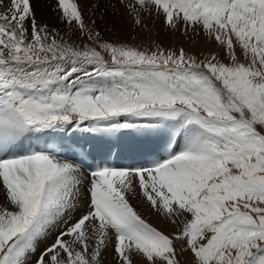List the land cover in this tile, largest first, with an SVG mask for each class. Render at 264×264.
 <instances>
[{"label":"rangeland","instance_id":"obj_1","mask_svg":"<svg viewBox=\"0 0 264 264\" xmlns=\"http://www.w3.org/2000/svg\"><path fill=\"white\" fill-rule=\"evenodd\" d=\"M30 1L34 3V0ZM30 1L23 0L20 4L14 0L11 6L19 4L17 8L22 7L25 12ZM78 1L81 5V0ZM78 1L69 0L68 4L67 0H40L36 6L39 16L35 12L23 14L16 17L18 21H12L11 27L18 25L20 36L38 40V45H27L34 56L24 50L21 58L27 60L21 61L56 56L60 69L63 64L72 69L75 74L69 72L71 77L67 78L72 81L76 77L85 89L77 90L72 86L61 99L65 105L72 99L73 103L87 105L91 102L87 88H104L102 82L106 78L103 76L117 71L113 75L119 80L120 90L129 94L120 95L119 91L114 96L108 95L93 108L95 117L103 115L113 119L127 111L147 119H187L197 127L201 137L202 134L206 137L205 145L219 155L220 163L230 165L232 181L222 194L226 210L220 219L212 217L209 226H202L198 238L184 234L186 241L182 239L189 247L192 243L200 246L203 239L214 235L217 244L206 245L203 253H176V258L180 264H245L264 242V0H166L162 10L152 0H83L79 16L73 14V11L78 12ZM0 2L4 3L3 0ZM53 36L58 37L60 45L55 44ZM86 36L92 44L77 45L80 48L77 51L71 48L75 43L70 41L83 40L82 43ZM21 41L25 43L23 38ZM203 42L206 44L202 48ZM73 51L75 54L81 51V56L73 59L59 56ZM72 60L74 65L70 64ZM84 63H89L93 72ZM155 64L175 68L166 67L165 72L160 70L162 67H154ZM218 88L234 97L236 108L229 110L226 107ZM104 96L103 93L100 97ZM245 116L252 125L242 119ZM136 121L127 125L140 124ZM164 129L168 131L166 126ZM110 138L107 139L109 143L115 139ZM138 143L142 149H136L152 154L163 149L146 140ZM128 144L126 140V146ZM134 157L135 153L131 159L136 160L137 156ZM128 164L132 165V162ZM219 167L223 168L222 165ZM123 196L124 192L121 198ZM73 197L57 202L58 207L68 208L69 217L63 211L57 217L62 221L57 220L58 228L52 235L57 241L42 249L37 256L40 263L45 262L46 253H59V249L65 247L70 264H86L80 260L84 249L95 255L96 250L81 239L85 233L90 242H95L90 236L95 233V223L89 220L87 223L91 224L83 227L84 220L93 214L89 210L83 217L82 213L72 214L83 210ZM86 200L90 205V196ZM125 200L128 201L126 197ZM52 208L47 214L53 220ZM37 217L38 214L34 220ZM80 219H83L82 224L77 227ZM15 225L0 227V264H22L15 253L17 246L22 242L37 245L39 233L35 226L28 229L27 223L15 222ZM112 228L117 236L118 229L126 231L125 227L116 224H112ZM112 254L115 253H109ZM56 264L67 263L59 258ZM88 264L98 263L95 260ZM256 264H264V255Z\"/></svg>","mask_w":264,"mask_h":264},{"label":"bare ground","instance_id":"obj_2","mask_svg":"<svg viewBox=\"0 0 264 264\" xmlns=\"http://www.w3.org/2000/svg\"><path fill=\"white\" fill-rule=\"evenodd\" d=\"M3 1L4 3L0 2V56L5 57L9 63L7 66L0 67V75H11V77L8 80L0 78V83L15 80L16 83L12 88L21 86L27 94V101L23 103V107L33 119L41 122L40 132L49 131V134L40 133L35 140H27L15 151L10 152L9 156L0 163V227L14 226L15 222L27 223L28 229L33 225L39 233L37 245L22 242L17 246L15 253L18 260L22 264H56L60 258L70 264V255L65 253L66 247L63 250L59 249V253L58 251L46 253L45 262L42 263L37 260V256L43 248L45 250L57 241V238L56 240L52 238L58 228L57 220L62 222L57 217L62 214V211L69 217L68 208L58 207L57 202L61 199L69 200L73 196L75 203L83 210L72 214L82 213L81 217H83L89 210L93 216L84 220L83 227L91 224L87 223L89 220L95 223V233L90 234L95 242H90L85 233L81 235L82 241L90 244L93 251L96 250L95 255L85 249L81 252L80 260L86 264L95 260L98 264H119L120 262L123 264H180L176 253H183L182 255L203 253L206 245L216 243L217 238L214 235H209L205 238L206 240L203 239L204 242L200 246L192 243L189 247L182 242L183 238L186 241L184 234L198 238L202 226L204 224L209 226L214 216L220 219L223 210H226L222 204L224 202L222 194L226 188L229 189L228 185L232 181L231 168L230 165L221 164L219 155L214 154L215 151L212 153L211 147L205 145L206 137L203 134L201 137V133L193 125L182 126L180 131L175 128L177 124L170 126L164 121L154 123L157 124L152 126L154 132L147 139L143 136L146 133L145 130L141 131V136H137L133 128L127 129L121 125V118L117 125H114L111 121L100 119L105 117L103 115L94 116L93 108L108 96L105 94L104 98H101L103 93L95 88L92 90L87 88L91 95L89 96L91 102L87 105L73 103L72 99L71 102L66 100L67 105L63 110L56 111L59 104L50 107V101L46 100L49 92H42L44 88L42 86L51 85V94H62L70 90L67 75L69 72L73 75L75 73L64 64V67L60 69L56 56L50 59L35 57L32 61H21L27 60L21 58L24 50L34 56L27 45H38V40L20 36L18 25L11 27L12 21L23 14L35 12L39 16L36 6L40 0H34V3L29 0L28 9L26 8L25 12L22 11V7L17 8L19 4L15 3L11 6L14 0ZM16 1L23 3V0ZM71 1L74 3L78 0ZM152 1L157 3L159 10H162L165 6L163 2H166V0ZM82 3L83 0L81 5L78 1L76 5L78 12L73 11V14L79 16L83 8ZM151 10L154 11L155 6L152 5ZM14 15L15 18H13ZM156 17L160 16L156 15ZM6 32L13 36L11 41L4 37ZM106 34L108 35V32ZM22 38L25 43L21 41ZM51 38L56 40L55 44L60 45L61 41H58L57 36ZM90 40L87 36L82 43L83 40H72L70 42L76 45H72L71 48L77 51L78 46L92 44L93 41ZM70 42L67 43L68 47L71 46ZM204 44L206 43L203 42L202 48ZM80 52L79 54H75L74 51L61 53L59 56L73 59L81 56ZM70 64L75 63L72 60ZM88 70L93 72L91 66ZM63 72H65L64 75ZM82 74L84 75L83 72ZM58 76L60 79L57 78ZM73 80L79 85L77 90L85 89L81 87V82L76 77ZM218 93L229 110L237 107L234 97H231L228 92L218 88ZM88 113L93 114L94 117H90ZM38 117L43 119L39 120ZM242 119L252 125L246 116ZM84 120L86 121L83 122ZM71 124L82 126L78 131L73 132L69 129ZM165 126L168 131L164 129ZM56 127L63 129L62 136L51 133ZM113 128L116 130L113 131ZM121 129L124 132L123 139L119 137ZM86 131H89V135H83ZM135 137H138L140 141L146 140L152 146L161 145L163 149L156 150L154 154L150 151L134 149L133 153L135 157L137 156V160L123 157L124 148L127 149L126 140L132 142ZM108 138L115 139L109 143ZM170 145L177 155L171 164L159 170L144 169L162 162L166 154L170 153ZM34 154H36L35 157ZM115 154L116 157L113 160ZM25 155L28 158H25ZM17 157L21 160H17ZM131 162L132 165H129L128 163ZM80 163L84 164V167H81ZM221 165L223 168L219 167ZM123 192L128 201L124 196L121 198ZM89 196L91 206L86 200ZM52 206L53 220L48 218L47 214ZM37 214L38 217L34 220ZM82 220L76 223L77 227L82 224ZM112 224L125 227L126 231L118 229L119 236H117ZM31 233L34 234L32 228ZM109 253L115 254L110 256Z\"/></svg>","mask_w":264,"mask_h":264}]
</instances>
